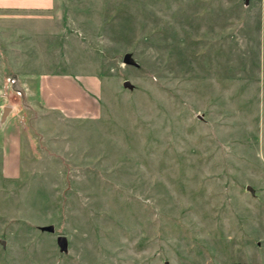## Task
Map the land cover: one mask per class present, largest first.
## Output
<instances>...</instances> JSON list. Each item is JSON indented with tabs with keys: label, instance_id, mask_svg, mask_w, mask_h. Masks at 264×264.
Masks as SVG:
<instances>
[{
	"label": "rangeland",
	"instance_id": "1",
	"mask_svg": "<svg viewBox=\"0 0 264 264\" xmlns=\"http://www.w3.org/2000/svg\"><path fill=\"white\" fill-rule=\"evenodd\" d=\"M59 8L51 37L6 23L25 136L21 176L0 167V264H264V0ZM57 67L92 115L27 99L28 71Z\"/></svg>",
	"mask_w": 264,
	"mask_h": 264
},
{
	"label": "crops",
	"instance_id": "2",
	"mask_svg": "<svg viewBox=\"0 0 264 264\" xmlns=\"http://www.w3.org/2000/svg\"><path fill=\"white\" fill-rule=\"evenodd\" d=\"M57 2L59 0H0V103L4 108L6 106L11 108L6 118H3V114L0 118V167L4 178L16 179L21 176L25 136L24 120L16 109L19 107L16 103V106L13 105L11 100L14 87L5 80V76H7L5 61L6 58L9 60V56H6V29H15V25L6 27V23L15 24L17 21L19 24V20L24 19L43 20L50 25L47 27L48 36H54L55 33L58 35L60 28L55 30L54 19L56 13H60L61 10L57 9ZM17 28L19 30L20 26ZM12 33L15 32L12 31ZM8 35L10 36V34ZM7 44L19 46V41H9ZM11 52L14 54V50ZM9 67L12 68L13 65L10 64ZM54 69L55 71L26 72L28 74L27 94H25L27 99H32L31 92L36 93V98L41 106L68 115L95 112L96 104L82 84L75 77L64 74V70L58 67ZM8 74L13 75L12 72ZM87 83L90 88L87 87L88 90L96 96L95 87L92 85L90 87V81Z\"/></svg>",
	"mask_w": 264,
	"mask_h": 264
},
{
	"label": "water",
	"instance_id": "3",
	"mask_svg": "<svg viewBox=\"0 0 264 264\" xmlns=\"http://www.w3.org/2000/svg\"><path fill=\"white\" fill-rule=\"evenodd\" d=\"M124 62L126 64H131V65L138 66V63L132 58V55L130 53H127L125 55ZM124 85L129 87V88H132V84L128 80L124 82ZM10 110H11V108L9 106H6L4 108L3 118H6V116L9 114ZM247 189L250 190L252 193L254 192L253 188L251 186H249V185L247 186ZM44 229L46 231H50V232H54L55 231V227L53 225L45 226ZM57 242H58V244L60 245V248L63 251L67 250L68 242H67V237L65 235H59L58 238H57Z\"/></svg>",
	"mask_w": 264,
	"mask_h": 264
},
{
	"label": "built area",
	"instance_id": "4",
	"mask_svg": "<svg viewBox=\"0 0 264 264\" xmlns=\"http://www.w3.org/2000/svg\"><path fill=\"white\" fill-rule=\"evenodd\" d=\"M3 110H4V106L0 104V118H1V116L3 114Z\"/></svg>",
	"mask_w": 264,
	"mask_h": 264
}]
</instances>
